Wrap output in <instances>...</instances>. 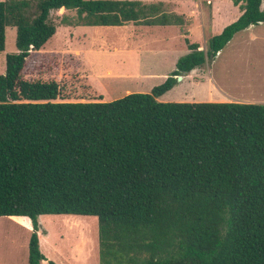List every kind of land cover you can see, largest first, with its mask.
<instances>
[{"label": "trees", "instance_id": "1", "mask_svg": "<svg viewBox=\"0 0 264 264\" xmlns=\"http://www.w3.org/2000/svg\"><path fill=\"white\" fill-rule=\"evenodd\" d=\"M232 1L240 16L205 49L185 38L188 52L150 92L64 101L55 78L25 72L56 32L52 11L75 10L64 25L183 17L163 1L0 0V51L16 30L0 74V216L31 220L27 264L46 260L38 216L49 214L95 216L99 264H264V103L157 100L264 22L261 0Z\"/></svg>", "mask_w": 264, "mask_h": 264}, {"label": "rangeland", "instance_id": "2", "mask_svg": "<svg viewBox=\"0 0 264 264\" xmlns=\"http://www.w3.org/2000/svg\"><path fill=\"white\" fill-rule=\"evenodd\" d=\"M173 1L179 0L163 1L168 11L172 12ZM190 2L193 20L165 26L133 22L121 26L64 25L62 18L73 21L75 10H54L50 17L56 32L40 50L30 54L25 72L55 78L64 101H89L98 95L102 101H111L132 92H150L175 69L177 59L188 52L185 38L205 49V40L214 35L213 28L201 26L199 1ZM181 9L188 8L182 3ZM252 32L254 38H236L212 61L181 74L182 78L157 100L226 102L233 101L229 97L244 96L264 99V25ZM15 35L14 27L6 28L0 74L5 72V55L16 51ZM38 222L40 250L46 257L42 264H49L50 260L56 264H99L95 216L39 215ZM31 229L29 218L23 225L15 216H0V264L28 263Z\"/></svg>", "mask_w": 264, "mask_h": 264}, {"label": "crops", "instance_id": "3", "mask_svg": "<svg viewBox=\"0 0 264 264\" xmlns=\"http://www.w3.org/2000/svg\"><path fill=\"white\" fill-rule=\"evenodd\" d=\"M160 1H164V0H160ZM198 1H199V5H200L199 12H200V18H201V26L206 24L207 28H209L210 30H212V28H213L214 35L220 33L221 30L226 25L235 21L241 14V9L239 8L238 5L234 4L232 0H210L209 3H204L202 0H198ZM182 3L185 4L188 9H181ZM260 7L262 9H264V0H261ZM192 10H194V9H192V7H191L190 0H184L183 2H181L180 0L175 1V2L173 1L172 12L181 15L183 17V23H184V19H187L189 21H190V19H192V20L194 19V16H193L194 11H192ZM260 25H264V22H260V23L255 24V25H250V26H248L242 30H239L226 43V45L231 44L233 41L236 40V38H239V40H241V41L242 40H250L251 39L250 37L254 38L255 34L252 32V30L256 29ZM161 26H165V25H161ZM5 33H6V31H5ZM200 48H201V46H200ZM106 73L110 74V71H107ZM229 98L232 99L233 101H238V102L264 103L263 97H257V96H250V98L244 96V99L240 98V97H236V98L229 97ZM257 100H262V101H257ZM23 219H27V220H23ZM15 220L22 223L23 225H27L28 218L26 216H15Z\"/></svg>", "mask_w": 264, "mask_h": 264}, {"label": "water", "instance_id": "4", "mask_svg": "<svg viewBox=\"0 0 264 264\" xmlns=\"http://www.w3.org/2000/svg\"><path fill=\"white\" fill-rule=\"evenodd\" d=\"M177 79L179 80V79H181V76L179 75V76H177Z\"/></svg>", "mask_w": 264, "mask_h": 264}]
</instances>
